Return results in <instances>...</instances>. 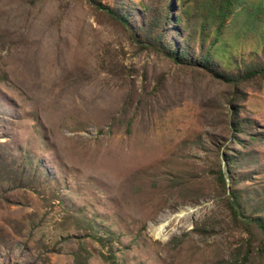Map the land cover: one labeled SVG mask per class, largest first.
I'll return each mask as SVG.
<instances>
[{
	"label": "rangeland",
	"instance_id": "obj_1",
	"mask_svg": "<svg viewBox=\"0 0 264 264\" xmlns=\"http://www.w3.org/2000/svg\"><path fill=\"white\" fill-rule=\"evenodd\" d=\"M257 1L226 17L223 70L263 60ZM144 2L0 0V264H237L247 249L245 264H264L223 207L234 151L249 205L264 202V76L235 87L176 62L137 29ZM169 2L163 42L190 33L198 52L217 13Z\"/></svg>",
	"mask_w": 264,
	"mask_h": 264
},
{
	"label": "trees",
	"instance_id": "obj_2",
	"mask_svg": "<svg viewBox=\"0 0 264 264\" xmlns=\"http://www.w3.org/2000/svg\"><path fill=\"white\" fill-rule=\"evenodd\" d=\"M241 1L244 0H240L239 2L238 0H207L208 5L206 7L203 6V10L207 13L215 10L217 13L216 17L218 18V21L215 25L216 33L213 39L206 46H204V43L202 42L203 38L198 39L200 42L197 40L198 52H194L190 46V41L196 40L190 33L188 35L183 34L185 35L184 42L178 48H175L174 46H167L166 43L163 42V40H165L164 28L168 24L169 15H171L174 8L173 3H170L169 0H151L150 3L146 4L144 2L143 8L148 16L147 22L144 24L139 22L136 27L138 30L143 31V35L147 39L156 37L157 44L160 47H163L166 53L171 55L176 62L201 67L222 82L229 83L236 87L241 82H246L250 79L264 76V57L262 58L263 60L244 66L242 70H236L237 73H233L223 70L214 56L215 53H217V51L214 50V46L216 45L215 42H217L218 36L225 25L226 17L236 12V7H238ZM256 4H258V10L254 11V6ZM256 4H254V6H248L249 13L251 15H256L257 17H262L264 14V5H262L260 1H257ZM120 14V17L123 20H126V13L121 12ZM182 18V13H179L174 17L173 23L178 24ZM232 105L234 110L231 111V115L234 119L235 130L237 133H241L243 131L245 121L241 118H237L239 111L235 104ZM237 140L239 141L240 139L237 137ZM224 157L228 167L227 171L232 175V181L230 182L229 193L223 197V202H225V206L223 207L225 209L228 208V216L233 219L231 220L235 228H238L237 226L246 228V224L250 226L246 228V230L250 237H254L256 235L258 240H260V247L256 250V253L262 255V253H264V216L261 214V211H264V202L252 208V206L249 205V201L253 200V194L249 198L246 196L248 191L243 189V186H241L244 181L242 176L244 175H236L231 171L232 167H238L241 165L244 158L243 153L240 151H234V153L225 154ZM215 173H217V183L223 189L226 182L221 169L216 170ZM223 194H225V192ZM194 231L196 230L194 229ZM197 231H200L201 233L205 230L204 228H198ZM235 251H237L235 253L236 258L242 256L239 248L235 249ZM242 253L244 255L237 264H245L246 255L250 253V251L247 249Z\"/></svg>",
	"mask_w": 264,
	"mask_h": 264
}]
</instances>
